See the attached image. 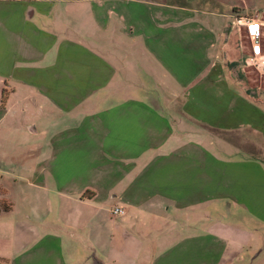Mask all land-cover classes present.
I'll list each match as a JSON object with an SVG mask.
<instances>
[{"label": "crops", "instance_id": "1", "mask_svg": "<svg viewBox=\"0 0 264 264\" xmlns=\"http://www.w3.org/2000/svg\"><path fill=\"white\" fill-rule=\"evenodd\" d=\"M212 4L220 10L185 0H0V184L16 194L0 212V264H73L63 237L70 249L81 235L91 264H148L138 261L142 243L131 245L130 228L97 219L126 215V207L112 213L118 202L163 219L172 207L211 200L208 208L219 201L264 216V65L252 49L259 43L264 53V0ZM168 30L208 64L187 84L167 65ZM168 85L181 102H156ZM17 90L23 121L13 120ZM169 115L186 119L187 130ZM233 148L242 157L227 159ZM7 185L0 188L10 195ZM17 209L10 237L2 226ZM210 218L187 249L223 256L228 244H247L235 235H254Z\"/></svg>", "mask_w": 264, "mask_h": 264}, {"label": "rangeland", "instance_id": "2", "mask_svg": "<svg viewBox=\"0 0 264 264\" xmlns=\"http://www.w3.org/2000/svg\"><path fill=\"white\" fill-rule=\"evenodd\" d=\"M185 2L187 4V8H193L191 6H195L196 8H194L197 9L199 8L198 5L200 4L202 5L201 9L207 12L211 11L214 13L216 10H220L217 5L212 4L214 0H185ZM234 11H237L236 7H234ZM185 12L186 14L184 18L192 17L186 16L188 13H190V11L185 10ZM207 14L208 13H206V16H203V18L205 20L211 19L212 16H207ZM167 36L169 38L167 42L168 50H166L167 65L174 71H177L180 74L184 84H187L190 79L197 75V72L205 69L208 64L204 65L203 57H201L200 52L193 50V48L190 47V41L188 42L185 39L184 42H182L180 40V35L176 32L173 33V30H168ZM176 36H178V38ZM169 88L170 85L167 86V90L159 92L162 97H160L157 93L156 102H168L173 99L174 102L175 100L176 102H181L182 92H179L181 95L180 97L174 98L170 95L171 92ZM10 90H12V88ZM190 92V87L185 88L184 98L186 101L191 99ZM19 96L20 92L17 90L14 95V99L12 100L14 104L11 107L16 112L15 117L13 118L15 121H23L22 109L24 105L23 102L19 100ZM165 97L166 99H164ZM38 109L40 111L41 107H34V109H32L33 114ZM45 113L46 112L44 110L43 115ZM170 118L174 125L179 126L183 130H187L186 127L188 126V121L186 119H182L178 116H171ZM241 154V152H236L233 148L230 153L228 152L227 159L233 160L236 157H242ZM188 158L189 156L182 157L185 162L188 160ZM45 174L47 176V172H45ZM243 175L244 172H241L240 176L242 177ZM250 175L251 174H247L245 178L250 180ZM10 182L12 183L13 181L10 180ZM1 185L6 187L5 185L7 184L4 185V183H2L0 184V187ZM7 187L11 193L10 195L9 193H4L3 195L8 201L11 202L14 200V196H16V194L11 186L7 185ZM38 193L44 196L49 194L46 190H41ZM213 201L214 200L196 204L193 206L195 209L192 211L176 212V210L172 207L167 219L150 214L144 204L118 202L113 205L112 208H114V206H118L120 208L126 207L129 210L126 215L116 216L114 219H112L110 218L109 213L106 212L102 217L98 216L97 219L99 222L101 220L102 226L105 228L106 226H123L126 229L130 228L128 232L131 233L133 240H131V245L137 249L140 243H142V250L140 252V257L138 258L140 263H145L150 259L148 264H264V216L258 218H247L242 213L237 212L232 203L227 204L226 202L219 203L218 201L215 205V208H212V206L208 208V204H214ZM230 205H232V210L236 212L232 211V213L228 211L227 207ZM19 206H21V204L17 203V208ZM1 213H4V211H1ZM21 214V210L17 209L15 212L8 214L5 218V220L8 222H6L7 225L2 227L7 230V233L10 237L11 227L9 224H11L12 221L14 222L17 218L22 217ZM205 214H207V217ZM210 215L214 218H223L226 222H230L240 227L249 228L253 231L254 235L250 237L243 234L235 235V237L239 238L241 241H247V244H228L223 256L220 255V249L200 252L187 249L188 245H191L192 243V234L196 233L197 231L202 232L203 229L209 223H211ZM52 220H54V228L57 231L62 229V234L66 235L65 230L67 228H64L63 224H61L59 220L54 218H52ZM63 220L64 222H70V226L73 227L72 224L75 222V220L71 213L66 212L63 216ZM82 220L85 219L83 218ZM113 220L115 224L112 223ZM87 226L90 227V224L88 223ZM95 226L99 225L94 222L92 228ZM83 236L84 235H81V238ZM81 238L74 239L75 242H73V248L69 249V247L66 245V240L63 237L65 256L68 259L67 255L69 253L73 254L75 259L73 264H91V262L87 260V256L90 255V252H86L88 245ZM103 238L105 239L106 236L104 235ZM175 242L182 246L183 249L178 251L168 249V246ZM55 244L58 243L55 242Z\"/></svg>", "mask_w": 264, "mask_h": 264}, {"label": "trees", "instance_id": "3", "mask_svg": "<svg viewBox=\"0 0 264 264\" xmlns=\"http://www.w3.org/2000/svg\"><path fill=\"white\" fill-rule=\"evenodd\" d=\"M6 94H7L6 90L3 89V91H2L3 99H4ZM2 103H4V102H2ZM0 193H1V196H0V212L1 211H8L11 208V203L3 196L4 191L1 188H0ZM87 193H90V192H87ZM85 194L83 196H85Z\"/></svg>", "mask_w": 264, "mask_h": 264}, {"label": "built area", "instance_id": "4", "mask_svg": "<svg viewBox=\"0 0 264 264\" xmlns=\"http://www.w3.org/2000/svg\"><path fill=\"white\" fill-rule=\"evenodd\" d=\"M252 49H253L254 52L260 54V56H261V58L263 60V65H264V53L261 52V48H260L259 43H254ZM112 213L113 214H120V213H123V210L121 208H114L112 210Z\"/></svg>", "mask_w": 264, "mask_h": 264}]
</instances>
